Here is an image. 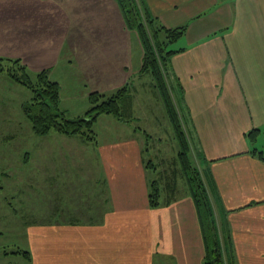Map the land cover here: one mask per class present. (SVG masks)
Returning a JSON list of instances; mask_svg holds the SVG:
<instances>
[{
	"label": "crops",
	"instance_id": "0c3cea01",
	"mask_svg": "<svg viewBox=\"0 0 264 264\" xmlns=\"http://www.w3.org/2000/svg\"><path fill=\"white\" fill-rule=\"evenodd\" d=\"M143 1L164 27H186L171 47L168 86L215 216L228 228L233 264H264V147L257 146L264 131V0ZM133 36L116 0H0V47L12 49L0 56L19 59L30 73L47 70L60 88L90 85L95 91L87 97L127 80V60L117 58L131 54ZM105 116L113 119L111 131L97 134L96 143L63 140L68 162L52 170L75 176L41 182L55 210L47 216L55 217L26 227L29 264H204L189 191L166 186L161 205L150 208L157 179L146 138L132 120ZM88 148L98 172L78 179ZM83 184L89 194L71 201L69 185ZM59 201L73 209L62 210L67 220L57 218Z\"/></svg>",
	"mask_w": 264,
	"mask_h": 264
},
{
	"label": "rangeland",
	"instance_id": "374dc122",
	"mask_svg": "<svg viewBox=\"0 0 264 264\" xmlns=\"http://www.w3.org/2000/svg\"><path fill=\"white\" fill-rule=\"evenodd\" d=\"M172 46L175 47L176 43ZM11 50V46L7 48L0 47L1 53L2 51ZM131 50V54L127 53L117 58L119 63V59L127 60L129 72L127 73V80L118 82L113 88L106 90L99 88L97 90L109 97L118 89L127 86L133 102V118H136L134 121L132 119L131 124L141 131L140 135L142 137L146 138L144 144L149 151L145 157L149 159L148 163L150 162V166L156 171L155 174L151 171V174L159 181L162 188L165 189L170 183H174L178 194H185V192H188V187L177 162L178 143L164 105L152 86L153 78L150 73H143L141 79H139L142 49L135 31L133 49ZM4 57L8 56H2V58ZM27 73L32 80L35 79V73L29 71ZM166 83L168 86L167 77ZM86 87L79 88L76 85L73 87V84H70L63 85L60 88L59 106L67 117L82 116L90 108L91 105L87 96L95 90L90 85ZM151 91L153 94H151ZM29 98L30 92L25 87L12 81L5 73H0V264H29L22 257L10 255L9 253L16 250L29 252L26 243V227L36 222L44 224L55 217L47 216L55 210H52V202L48 195L46 196L45 186H41V182L45 178L50 179V177L56 179L61 176H69V178L75 176L73 172H69L68 175L67 171L61 170V168L52 170L53 163L58 166V163L65 159L68 162L69 157L66 154L63 140L70 139H66V136H61L55 132H51L46 136L35 135L21 111V104L28 101ZM106 118L109 117L103 114L100 115L93 126L96 135L98 134L100 139L103 137V131H111L107 122L113 119ZM183 130L188 135L185 125ZM110 136L113 137V134L110 133ZM187 138L189 139L188 136ZM67 142L71 145L69 141ZM257 142L258 147H264L263 130L257 136ZM28 157H30L29 161ZM84 157L80 161L84 165L75 171L76 175L80 173L78 179L86 178L85 175L97 174L96 172H98L95 163L97 159L92 148L86 150ZM191 160L195 163L192 153ZM60 179L63 180V178ZM87 186L91 188L89 185ZM87 186L85 184L83 186L69 185L71 201L78 200V197L72 198L74 195L89 194L90 190ZM58 204L57 218L62 217L67 220L68 217L66 216L70 217V215L64 212L73 209L64 202V205L61 204V201ZM62 210H64L63 213ZM71 214H74V212ZM5 252L8 254L5 255Z\"/></svg>",
	"mask_w": 264,
	"mask_h": 264
},
{
	"label": "trees",
	"instance_id": "16d2710c",
	"mask_svg": "<svg viewBox=\"0 0 264 264\" xmlns=\"http://www.w3.org/2000/svg\"><path fill=\"white\" fill-rule=\"evenodd\" d=\"M116 1L125 26L134 30L140 40L143 51L140 72L150 73L152 76V86L160 97L174 130L179 148L177 162L196 208L204 241V264H233V249L228 228L223 227L224 225L216 218L209 187L200 169L191 160L190 143L183 130L184 121L177 111L166 83L169 61L176 53L171 47L184 34L186 27H164L152 17L143 0ZM0 73H5L12 81L30 92L28 101L21 104V111L37 136H46L55 132L67 137H79L84 143H96L97 135L93 126L100 115H111L123 122L133 119L132 97L127 86L118 89L109 97L99 92L91 93L88 97L91 106L86 113L69 118L59 106L60 86L49 78L47 70L37 73L35 79L32 80L19 59L0 57ZM258 132V130L251 132L249 137L252 140L255 139ZM173 187H175L174 183H170L166 190L172 191ZM162 189L159 181L153 180L150 183L148 193L150 208H157L161 205ZM7 254L5 252V255ZM9 254L20 256L30 263L31 258L28 251L16 250Z\"/></svg>",
	"mask_w": 264,
	"mask_h": 264
}]
</instances>
